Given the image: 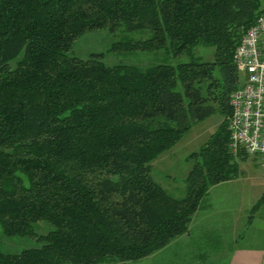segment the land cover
I'll return each instance as SVG.
<instances>
[{
	"label": "trees",
	"instance_id": "1",
	"mask_svg": "<svg viewBox=\"0 0 264 264\" xmlns=\"http://www.w3.org/2000/svg\"><path fill=\"white\" fill-rule=\"evenodd\" d=\"M263 14L261 0H0V227L41 243L0 250V264L138 262L188 233L247 155L230 148L236 50ZM97 30L121 35L113 53L160 61L71 54ZM215 113L224 122L193 155L186 196L169 195L152 163Z\"/></svg>",
	"mask_w": 264,
	"mask_h": 264
},
{
	"label": "rangeland",
	"instance_id": "2",
	"mask_svg": "<svg viewBox=\"0 0 264 264\" xmlns=\"http://www.w3.org/2000/svg\"><path fill=\"white\" fill-rule=\"evenodd\" d=\"M261 1L264 9V0ZM133 37L146 39L148 35L135 34ZM119 39H121L120 34H113L108 30L91 31L76 42L71 54L86 59L91 54L103 53V61L109 66L119 64L148 66L160 61L161 53L118 54L111 52L112 45ZM195 52L196 56L203 60L213 59L214 50L212 48L198 47ZM180 61L186 62L189 58L184 57ZM244 80V73H242L241 81L244 82ZM224 119L223 115L215 113L205 121L196 123L174 148L152 163L155 181L164 187L169 195L178 199L186 196V180L196 163L193 155L200 152L207 144ZM237 162L240 168L239 177L213 189L208 197V201L213 205V210H211L213 217H216V214L219 216L223 210H227V214L230 213L234 217L236 224L232 228L233 231H224L217 242H213L214 244L193 237L190 241H192L191 247L194 250L190 252L194 257L182 256L188 253L189 248L180 244V241L185 239V236H180L166 248L148 258L138 262L116 264H233L232 255L236 249H264V186H261V183H264V167L260 156L257 155L241 156L237 158ZM229 192H231L230 196ZM221 200L223 201L219 202ZM256 205H258L257 209ZM225 217L221 219L225 220ZM52 228L47 223L37 226L41 234H47ZM40 246L41 243L32 238L7 237L0 227V250L3 252L16 254L24 249Z\"/></svg>",
	"mask_w": 264,
	"mask_h": 264
},
{
	"label": "built area",
	"instance_id": "3",
	"mask_svg": "<svg viewBox=\"0 0 264 264\" xmlns=\"http://www.w3.org/2000/svg\"><path fill=\"white\" fill-rule=\"evenodd\" d=\"M236 63L245 80L231 98L230 148L260 156L264 167V16L245 33L236 50Z\"/></svg>",
	"mask_w": 264,
	"mask_h": 264
},
{
	"label": "crops",
	"instance_id": "4",
	"mask_svg": "<svg viewBox=\"0 0 264 264\" xmlns=\"http://www.w3.org/2000/svg\"><path fill=\"white\" fill-rule=\"evenodd\" d=\"M231 181L224 183H230ZM221 184L213 186L210 189L207 197L204 199L201 207L195 214L190 224L189 232L183 235L185 236V239L180 241V244L185 248L188 247L189 251L187 250L188 253L182 256L194 257V255L191 253L194 248L191 247L192 241H190V239H193V237L199 240L203 239V241L208 242L209 244H214L213 242L216 243L217 239L223 235L224 231L232 230V228L235 226L236 223L234 217H232L230 213L227 214V210H223L219 216L216 214V217H213V211H211L213 210V205L210 203V201H208V197L210 192L213 189L219 187ZM261 186H264V183H261ZM228 195L230 196L231 192H229ZM222 201L223 200L219 202ZM223 216H226L225 220L221 219ZM263 260L264 249L262 248H239L236 249L232 255L233 264H263Z\"/></svg>",
	"mask_w": 264,
	"mask_h": 264
}]
</instances>
